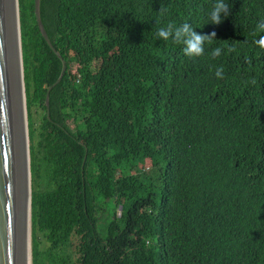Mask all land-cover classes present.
I'll use <instances>...</instances> for the list:
<instances>
[{
  "label": "trees",
  "instance_id": "trees-1",
  "mask_svg": "<svg viewBox=\"0 0 264 264\" xmlns=\"http://www.w3.org/2000/svg\"><path fill=\"white\" fill-rule=\"evenodd\" d=\"M215 2L41 0L47 108L18 0L32 264H264V0ZM169 23L214 35L190 57Z\"/></svg>",
  "mask_w": 264,
  "mask_h": 264
},
{
  "label": "water",
  "instance_id": "water-1",
  "mask_svg": "<svg viewBox=\"0 0 264 264\" xmlns=\"http://www.w3.org/2000/svg\"><path fill=\"white\" fill-rule=\"evenodd\" d=\"M39 31L52 46L41 20V0H34ZM30 138L24 84L18 0H0V264H32V190Z\"/></svg>",
  "mask_w": 264,
  "mask_h": 264
},
{
  "label": "clouds",
  "instance_id": "clouds-1",
  "mask_svg": "<svg viewBox=\"0 0 264 264\" xmlns=\"http://www.w3.org/2000/svg\"><path fill=\"white\" fill-rule=\"evenodd\" d=\"M228 8L223 0H216L213 7L209 12L210 20L213 24H218L221 21L222 14L227 15ZM259 27L264 29V20L259 22ZM157 37L163 38L164 40L171 39L173 42H178L183 44L182 51L185 55L190 57L200 56L204 52V45L207 36L196 32L189 24H172L169 23L166 26L160 27L156 32ZM220 49L216 48L213 55H219ZM217 76L220 75L219 70L217 71Z\"/></svg>",
  "mask_w": 264,
  "mask_h": 264
},
{
  "label": "rangeland",
  "instance_id": "rangeland-1",
  "mask_svg": "<svg viewBox=\"0 0 264 264\" xmlns=\"http://www.w3.org/2000/svg\"><path fill=\"white\" fill-rule=\"evenodd\" d=\"M107 64H108V62H107ZM149 166V165H148ZM32 213V212H31ZM117 216H120V213H118V215ZM74 260H76V259H74Z\"/></svg>",
  "mask_w": 264,
  "mask_h": 264
}]
</instances>
